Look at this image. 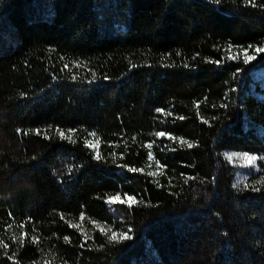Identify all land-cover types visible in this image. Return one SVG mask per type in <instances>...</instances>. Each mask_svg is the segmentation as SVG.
<instances>
[{"label":"trees","instance_id":"1","mask_svg":"<svg viewBox=\"0 0 264 264\" xmlns=\"http://www.w3.org/2000/svg\"><path fill=\"white\" fill-rule=\"evenodd\" d=\"M256 48L264 0H0V264H264Z\"/></svg>","mask_w":264,"mask_h":264},{"label":"rangeland","instance_id":"2","mask_svg":"<svg viewBox=\"0 0 264 264\" xmlns=\"http://www.w3.org/2000/svg\"><path fill=\"white\" fill-rule=\"evenodd\" d=\"M88 144L92 149L94 150L97 149V145L92 141L88 142ZM226 156L234 168L237 183L240 185H247L250 177L258 172V163H257L258 158L254 155L245 154V153H236V152H228L226 153ZM152 157H153L152 155H150L149 157V160L151 161H149L150 163L148 165V173L152 176H156L160 172V166H159L160 164L159 162L152 161L154 158ZM249 157H254V159L251 160L250 162ZM146 169L142 171H146ZM119 197L121 200H127V197H132V196L126 194L125 197H122L121 195H119ZM127 204L131 205L133 203L127 202Z\"/></svg>","mask_w":264,"mask_h":264},{"label":"snow or ice","instance_id":"3","mask_svg":"<svg viewBox=\"0 0 264 264\" xmlns=\"http://www.w3.org/2000/svg\"><path fill=\"white\" fill-rule=\"evenodd\" d=\"M248 3H251L254 5L255 0H248ZM256 52H264V48H256L255 49ZM236 57H233V59H235ZM254 56L248 55L247 52L245 51V61H250L252 59H254ZM61 136H64L65 134L63 132L59 133ZM159 135H165V133H159ZM67 138L71 139V136H68ZM182 143H187L186 141H181ZM192 145L189 143L188 147H191ZM97 158H99V156H97ZM254 157H249V161L251 162V160H253ZM133 171H138V169H132ZM109 202H131V203H135V199L133 197H127V200H121L119 195L115 196V197H110L109 198ZM110 240H114V239H118V240H125V239H130V237L128 236V234L125 233H112V236L109 237Z\"/></svg>","mask_w":264,"mask_h":264}]
</instances>
